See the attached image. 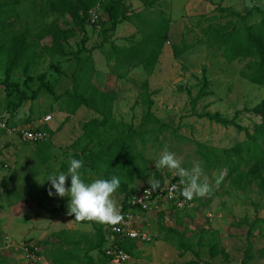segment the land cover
<instances>
[{
	"label": "rangeland",
	"instance_id": "obj_1",
	"mask_svg": "<svg viewBox=\"0 0 264 264\" xmlns=\"http://www.w3.org/2000/svg\"><path fill=\"white\" fill-rule=\"evenodd\" d=\"M0 1L8 3L7 11L0 15V43L6 42L13 32L26 29L28 39L36 44L37 52L41 54L35 67L29 72L34 78L27 85L23 84L24 75L21 70L14 72L11 79L18 82L27 94L38 85L37 74L45 75L46 80L53 84L55 94L70 90L71 78L56 72L52 66H58L65 74L73 70V52L80 47L81 35L70 38L65 44L68 55L53 57L44 55L42 51V45L48 43V37L38 40L35 35L39 28L51 21H57L64 26L68 21L67 16L49 11L44 0ZM123 2L130 12L144 9L141 0ZM212 2L232 7L242 13L256 5L264 9V0L261 3L254 0ZM212 2L167 0L166 4L154 5L155 10H162L169 17L170 31L168 41L164 44L150 76H146L142 68L136 66L124 77L118 78L111 72L104 54L112 42L123 46L140 38L133 23L123 21L114 29H110L109 22L100 24L95 21L85 26L86 47H97L92 51L95 67L93 79L96 83H103L114 90V115L117 120L139 128L145 111L140 97L141 83L145 78L149 81L154 101L152 112L159 121L170 126L156 134L152 145L147 144L144 152L152 158L151 164L155 166L154 161L167 146L187 169H191L193 162L198 161L212 186V191L207 196L194 197L190 201L185 199L178 208L174 204L165 203L159 205L158 209L147 212L133 211L137 224L150 233L151 239L137 246L128 264H181L190 260L193 261L192 264H264V236L259 223L252 226V232L247 237L248 228L256 216H264V198L261 192L254 183L246 188L230 184L223 166L207 168L194 151L193 140L220 153L222 148L242 142L246 136L243 131H237L233 126H224L192 114L189 108L190 95L194 96L200 88L205 92L198 100L195 112H217L226 118L233 117L250 130L260 120L251 108L264 98V86L249 82L239 74L251 58L227 62L215 48L198 41L201 26L209 23L223 24L228 20L235 26H246L258 22L261 14L254 11L243 22L225 12L217 11ZM96 12L100 13L99 7ZM182 39L191 46L181 56L174 57L171 46L181 44ZM83 54H86V50L81 51L80 55ZM203 76L207 79L205 85ZM3 78V67H0V80ZM5 95L3 86H0V114L10 123L34 128V120H42L45 115L50 114L49 122L56 129L53 132L54 137L51 135L49 139L52 147L48 157H44V154L38 155L36 143H24L12 133L0 130V264H30L20 249L22 244L36 246L40 256L47 264H51L43 252L50 248L51 243H55V238L50 236L53 232L63 229L89 233L94 231L90 223L80 224L73 219L74 214H67L69 197L64 200V197L48 195L50 182L47 181L51 174L67 173L69 161L75 151L71 145L81 134L82 123L94 114L84 106L76 109L73 114H68L64 98L58 100L47 91H41L34 100L24 103L25 116L16 121L17 111L10 113ZM10 99L16 102L17 96ZM56 105L65 112L61 115V118L65 116L61 122L59 114L55 111V116L53 114ZM43 124L37 126L42 127ZM155 125L146 121L143 128L149 129ZM259 143L264 149V137ZM87 168L84 162L80 169L81 178L86 183L101 178ZM221 173L224 178L217 186L216 178ZM153 175L161 185L171 180L181 181L168 169H156ZM34 176H38L44 183L41 184L37 178L31 179ZM148 180L134 179L131 193L137 192L141 185L149 184ZM70 184L71 178L68 177L66 187H70ZM114 195L119 206L121 196L117 192ZM169 228L183 233L193 243V250H198V255L195 256L192 251L179 255L178 237L169 232ZM215 241L219 253L212 256L208 244ZM248 242L251 243L253 254L251 259H246L244 255ZM92 254L95 255V252Z\"/></svg>",
	"mask_w": 264,
	"mask_h": 264
},
{
	"label": "trees",
	"instance_id": "obj_2",
	"mask_svg": "<svg viewBox=\"0 0 264 264\" xmlns=\"http://www.w3.org/2000/svg\"><path fill=\"white\" fill-rule=\"evenodd\" d=\"M209 1L212 2V0ZM44 2L49 11L67 16L68 20L64 26L57 21H51L36 32L38 40L48 37V43L42 45L44 55L49 57L68 55L69 52L66 50L65 44L70 38L81 35L80 47L73 52L75 59L73 70L69 74H65L58 66H52L56 72L71 78V89L61 94H55L53 84L46 80L45 75L37 74L36 78L39 83L30 94H27L18 82L11 79L14 72L21 70L24 75L23 84L27 85L34 78L29 72L41 57V54L37 52L36 44L28 39L26 29H21L13 32L6 42L0 43V67H3L4 72L0 86H3V91L8 99L6 106H9L10 113L13 114L25 102L34 100L41 91H47L55 99L64 98L66 100L68 114H73L81 106L90 109L94 116L82 123L81 134L71 145L75 150L73 158L83 159L91 172L102 179H110L112 176L119 177L121 185L116 191L121 196L119 205L124 211L131 208V211L140 212L138 208H132L127 204L132 195L131 183L134 179H149L154 174L156 168L151 164L152 158L147 156L144 150L148 143L152 145L155 142L157 133L170 126L159 121L152 112L153 91L149 88L147 78L141 83L140 97L145 105V111L139 128L115 118L114 90L103 83H96L93 79L95 67L92 51L97 47H86L85 26L95 21L100 24L109 22L110 29H114L123 21L133 23L140 38L123 46L112 42L104 54L111 72L118 78L124 77L132 67L136 66H140L144 74L150 76L156 67L164 44L168 41L170 31L169 17L164 11L155 10L154 5L156 3L166 4L167 0H141L144 9L136 12H130L123 0H44ZM212 3L215 4L217 11L225 12L243 22L254 11L261 14V19L258 22L246 26H235L229 20L223 24L209 23L201 26L198 41L215 48L227 62L251 58L239 71V74L249 82L264 86V9L253 6L242 13L232 7ZM7 7V2L0 1V15L7 11ZM98 7L100 13L96 12ZM92 12L97 14V20L90 21ZM190 46L183 39L181 44H172L173 56H181ZM82 50H86V54L80 55ZM206 83L207 79L203 76V85ZM15 95L17 96L16 102L10 99ZM203 95L205 92L202 88L194 96L190 95L191 113L197 117H206L210 121L224 126H233L237 131H243L246 139L233 146L222 148L220 153L212 147L193 140L195 153L207 168L223 166L230 184L246 188L254 183L264 198V149L259 143V140L264 137V98L251 108V111L259 116L260 120L250 130L239 124L233 117L226 118L217 112H195L197 102ZM146 121L156 125L149 129L143 128V123ZM8 122L10 123L9 120ZM36 128L45 130L49 135L53 134V131L47 126ZM49 139L48 137V139L36 143L38 155L50 156L49 150L52 147V142ZM241 166H245V168H241ZM182 198L185 200L183 196ZM64 199L69 198L64 197ZM79 223H90L94 231L89 233L63 229L50 235L51 238H55L56 244L51 243L50 248L43 253L51 264H107L109 257L106 254V248L109 244L122 249L130 257L134 255L137 246L133 239L115 237L110 241L111 225L89 221ZM257 223L260 224L264 236V216H256L248 228L247 237L252 232V226ZM169 232L178 237L179 255L182 256L186 251H192L195 256L198 255V250H193V243L183 233L173 228H169ZM208 248L212 256L219 253L216 241L210 242ZM93 251L95 255L92 254ZM244 255L246 259L253 257L250 242L247 243ZM192 263L193 261L190 260L181 264Z\"/></svg>",
	"mask_w": 264,
	"mask_h": 264
},
{
	"label": "clouds",
	"instance_id": "obj_3",
	"mask_svg": "<svg viewBox=\"0 0 264 264\" xmlns=\"http://www.w3.org/2000/svg\"><path fill=\"white\" fill-rule=\"evenodd\" d=\"M157 170L168 169L173 175L179 177L181 184L184 185L181 195L186 200L194 197H205L212 191V186L205 175L200 163L193 162L191 169L182 166V162L174 152L165 146L158 159L154 161ZM84 166L81 159L72 158L69 161L67 173H56L48 176L50 182L48 188L49 196L69 197L67 203V214H74V219L78 222H96L102 225L116 226L123 220L115 193L121 185L119 177L112 176L110 179L97 178L90 183H86L81 178L80 169ZM71 178L70 187H66L67 178ZM223 173L216 178V185L223 180ZM41 184V181L37 178ZM150 189L145 192H152L162 189L161 182L155 179L154 175L149 177ZM53 189L55 190L53 192ZM176 186L171 185L167 188L169 198H175Z\"/></svg>",
	"mask_w": 264,
	"mask_h": 264
},
{
	"label": "built area",
	"instance_id": "obj_4",
	"mask_svg": "<svg viewBox=\"0 0 264 264\" xmlns=\"http://www.w3.org/2000/svg\"><path fill=\"white\" fill-rule=\"evenodd\" d=\"M97 18L95 12L91 13L90 21H94ZM51 118L50 114L44 116V121H49ZM0 130L8 133H12L17 136L21 141L27 143H38L40 141L46 140L49 137V134L45 130L34 128H27L21 125H16L9 123L7 118L0 114ZM171 185L176 186L175 198H169L167 188ZM183 185L181 181L171 180L162 184V189H157L152 192H145L146 189H150V185H142L139 190L135 193H132L131 197L127 201L132 208H138L142 212L150 211L154 208H159V205L165 203H171L176 205V207H181L183 205L184 199L181 195V190ZM120 212L123 216V220L120 224L111 227V235L109 236L110 241L115 237L118 239L129 238L133 239L136 243L142 244L150 241V233L137 224V219L131 208L123 210L122 206L119 205ZM22 253L25 259L30 264H47L45 260L40 256L37 251L36 246H29L27 244H22L20 246ZM106 254L109 257V262L107 264H127L130 255L119 249L113 247L110 244L107 245Z\"/></svg>",
	"mask_w": 264,
	"mask_h": 264
},
{
	"label": "crops",
	"instance_id": "obj_5",
	"mask_svg": "<svg viewBox=\"0 0 264 264\" xmlns=\"http://www.w3.org/2000/svg\"><path fill=\"white\" fill-rule=\"evenodd\" d=\"M261 1L262 0H254V2H259V3H261ZM255 5H256V3H255ZM257 6V5H256ZM32 102H34V101H32ZM32 102H29V103H32ZM24 105V104H23ZM21 106V109H17V114H18V117L15 119L16 121L18 120L19 121V117H22V116H25V110H24V106ZM31 105V104H30ZM54 105H55V103H54ZM57 106V105H56ZM20 108V107H19ZM54 111L55 112H57L58 114H59V120H60V122L64 119V117L63 118H61L64 114H65V112H63V111H61L60 109H59V107L57 106V108H55V109H53V114H54V116H55V113H54ZM93 113V112H92ZM17 114H16V116H17ZM27 115V114H26ZM62 115V116H61ZM67 115V114H66ZM93 117V116H92ZM36 119V118H35ZM51 119V118H50ZM50 121V120H49ZM49 121H44V119L42 118V120H34L33 122H32V124L35 126V127H39V126H37V125H40V124H43V123H45V124H43V126L45 125V126H47L51 131H55V129L56 128H54L53 126H51V122H49ZM4 132V131H3ZM8 133V132H7ZM14 135V134H13ZM15 136V135H14ZM50 136L51 135H49V138H50ZM15 137H17V136H15ZM52 137H54V133L52 134ZM18 138V137H17ZM19 139V138H18ZM23 142V141H22ZM24 143H27V142H24ZM61 167V166H60ZM61 168H63V169H65V167L64 166H62ZM89 168V167H88ZM88 168H87V170H88ZM90 169V168H89ZM68 170V169H67ZM38 176H34L33 178H31V179H35L36 180V178H37ZM144 185V184H143ZM132 186H133V182L131 183V189H132ZM142 186V185H141ZM65 200V199H64ZM63 202V201H62ZM120 204V203H119ZM60 206H62V203H60ZM79 223V222H78ZM80 224H87V223H80ZM140 244H138V243H136V246H139ZM130 259V258H129ZM129 261V260H128ZM46 262V261H45ZM47 263V262H46ZM127 264H128V262H127Z\"/></svg>",
	"mask_w": 264,
	"mask_h": 264
}]
</instances>
